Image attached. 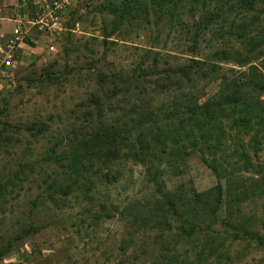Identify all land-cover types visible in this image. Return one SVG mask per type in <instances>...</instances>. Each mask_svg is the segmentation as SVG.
<instances>
[{"label": "rangeland", "instance_id": "rangeland-1", "mask_svg": "<svg viewBox=\"0 0 264 264\" xmlns=\"http://www.w3.org/2000/svg\"><path fill=\"white\" fill-rule=\"evenodd\" d=\"M108 1L70 9L58 52L29 51L0 90V264H264V140L255 153L250 136L227 121L203 140L186 120L193 107L174 108L187 92L203 88L202 102L218 89L203 70L190 79L174 71L193 57L196 27L186 26L199 11L183 1L174 19L151 14L149 27L138 29L147 22L131 18L108 36L115 18ZM224 9L230 12L218 40L227 48H238L242 26L261 35V3L250 15ZM206 38L199 58L214 54L217 39ZM257 55L261 64V48ZM219 65L229 78L246 69L233 58ZM170 111L177 115L167 119ZM167 124L180 133L159 153L154 136ZM97 134L112 138L90 157L85 145ZM78 146L82 160L73 169ZM203 153L233 179L222 180L215 217L205 194L218 179ZM197 193L203 202L192 201Z\"/></svg>", "mask_w": 264, "mask_h": 264}, {"label": "trees", "instance_id": "trees-1", "mask_svg": "<svg viewBox=\"0 0 264 264\" xmlns=\"http://www.w3.org/2000/svg\"><path fill=\"white\" fill-rule=\"evenodd\" d=\"M183 1L191 5L190 9L192 11L198 10L200 16L199 19L186 26V28L196 27L193 37L190 38V42L193 44L190 50L193 57L189 58L187 64L178 66L174 71L181 78L190 79L191 74H194V71L198 73L197 70L200 69L207 72L205 74L209 75L210 79L218 81L219 84L216 92L206 100L201 102V99L207 95L205 90L203 88L201 91L197 89L194 92L186 93L184 98L186 104L184 102H175L174 108L180 111L185 106H187L185 110L191 106L193 107L189 111L190 114L186 120L189 121V124L197 127L203 140L208 141L212 139L216 131L215 129L223 128V121H227L231 130H237L250 136L251 143L255 144L253 146L254 151L258 153L261 150V142L264 140V64L262 61L264 30H261V35H254L248 26H242V35L240 34L241 38L238 48H227L224 44L225 41L218 39L225 36V32L223 33L221 30L226 28L227 21L225 19H227V13L230 12L229 9H224L226 6L241 10L239 12L240 15L242 13L250 15V13L257 11V6L261 3V13H264V0H120L119 2L109 0L105 3V6L109 7L111 5V11H113L115 18L113 20L112 31L107 32V35L109 36L118 29H122L126 21H129L128 23L131 22V18L142 17L147 22V24L137 23L138 29L149 27L148 19L151 14L157 18H162L166 14L174 19L179 3ZM199 1H201L200 7ZM224 1L230 4L223 6ZM213 3L215 8L212 6ZM183 9L185 10L186 6H182L181 10ZM105 31H107L106 28ZM210 34L217 39V44L212 45L213 56L207 59L202 56L201 58L197 57L201 51L202 37L204 39ZM214 38L212 41H216ZM260 48L261 64L259 63L260 58L257 55ZM232 58L239 67H246L244 71L239 72L240 75L237 78H229L226 75L218 73L220 69L219 62L229 61ZM172 111L169 112L167 119L173 115H177L175 111L173 113ZM179 130H184L187 134V130L184 128H179ZM178 133H180L178 128L167 124L166 129H161L155 134V148L158 149L159 153L167 151L168 139L170 137L175 139ZM108 138H112V136L97 134L95 140L86 142V150L84 149V151L90 157H96V155L104 150L105 143L110 142ZM98 142H100V145H98ZM97 145L98 148L96 147ZM104 154L106 156L110 155V148H107ZM82 155L83 150L79 146L72 150L71 168L74 169L79 166ZM172 156L175 157L174 154ZM240 156L245 162L250 160L247 150L242 151ZM202 160L218 179L213 189L206 193L210 194V196L205 194L207 196L205 203L209 205L205 204V206L209 207L210 214L215 217L223 200L224 185L222 180L229 178L232 182L233 179H230V174L223 173L226 169L223 168V165L215 156L208 157L203 153ZM155 181L158 185L157 189L159 193L163 194L164 191L158 179H155ZM203 196L204 194L197 193L194 196L195 198L191 199L196 203L203 202ZM168 201H170L169 198ZM172 207L176 208L175 202H172ZM190 226L194 229L196 224L191 221ZM7 251H9V248L2 254Z\"/></svg>", "mask_w": 264, "mask_h": 264}, {"label": "built area", "instance_id": "built-area-1", "mask_svg": "<svg viewBox=\"0 0 264 264\" xmlns=\"http://www.w3.org/2000/svg\"><path fill=\"white\" fill-rule=\"evenodd\" d=\"M91 0H16L0 5V90L10 85L22 58L35 49L58 52L67 31L70 9L87 8ZM7 20L12 29L5 27ZM78 25V23H77Z\"/></svg>", "mask_w": 264, "mask_h": 264}, {"label": "crops", "instance_id": "crops-1", "mask_svg": "<svg viewBox=\"0 0 264 264\" xmlns=\"http://www.w3.org/2000/svg\"><path fill=\"white\" fill-rule=\"evenodd\" d=\"M16 0H13V2ZM5 27L10 30L13 27V22L11 20H7V22L5 23Z\"/></svg>", "mask_w": 264, "mask_h": 264}]
</instances>
